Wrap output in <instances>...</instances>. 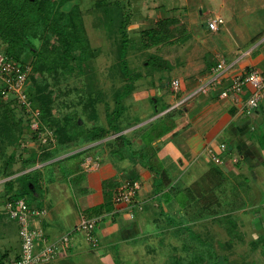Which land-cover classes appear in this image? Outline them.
Returning <instances> with one entry per match:
<instances>
[{
  "label": "crops",
  "instance_id": "1",
  "mask_svg": "<svg viewBox=\"0 0 264 264\" xmlns=\"http://www.w3.org/2000/svg\"><path fill=\"white\" fill-rule=\"evenodd\" d=\"M154 4L152 9L146 8L144 11L146 14H141L138 19L147 21L159 18L166 9ZM260 5H264V2ZM150 9L154 12L149 17L147 10ZM132 23L131 20L129 27ZM150 24L153 25L149 28L155 23ZM129 27L128 31H130ZM263 30L264 28L259 29L248 40L241 36L231 41L226 40L222 44L221 51L210 52L216 63L209 65L198 61L199 64L202 62V65H195L197 68L192 78L183 81L184 85L177 94L180 101L210 76L221 59L218 53L222 54L228 66H232L224 73L220 84L205 93L197 94L191 98L192 100L189 99L191 101H185L186 108H183V116L178 125L176 124L173 131L153 143L157 156L171 180L168 188L155 190L153 175L133 155V151L141 147L142 141L138 136H131L132 131L145 128L146 124L163 116L172 107L168 105L170 102L166 100L159 102L157 99L160 108L170 107L156 115H153V110L152 113L148 111L141 114L140 118H137L140 120L139 123L134 126L129 125V128L119 133L129 137L131 141L128 146L133 148L132 163L121 155L122 166L116 167L113 162L108 161L106 166L102 167L100 157L90 152L85 158L92 157L98 162V167L93 171H86L83 167L84 158L77 167L78 172L70 174L72 179L77 180L75 182L80 178L77 186L79 196L67 191L47 192V196L44 197L47 207L30 204L34 209L45 210V215L33 220L31 224L34 228L40 229L50 241H55L64 235L82 216L96 221L94 234L98 240L97 247L90 248L82 238L83 233L80 232L82 236L71 235L69 242L60 246L54 259L46 264H163L164 261H169V256H180L188 259L189 262H193V258L201 259L202 255L206 258V255L214 253L230 256L227 255V251L231 248L230 237L235 236H231L229 228L226 230L222 225V218L228 216L220 213L221 199L215 187L220 189L224 183H229L228 185L234 183L235 188L241 189L242 186L240 187L234 179L242 176V172L248 173L250 170L255 180L264 176V171H260V168H264V145L261 143L263 137L258 133L261 136L259 139V136L254 134L256 131L264 133V99L254 113L245 115L234 103V94L230 92L227 98H221L219 95L236 75L244 74L248 70H257L264 74ZM252 39L254 42L250 43ZM206 55L204 54L202 58ZM157 90V94L162 96L160 89ZM249 93L250 89L246 88L239 96L245 100ZM113 137L98 142L101 144L104 156H111V153L116 152L118 148L113 144ZM103 141L110 148L108 152L106 146L102 144ZM222 143L228 148L225 162L218 150V145ZM209 148L213 149V154L222 159V165L212 161ZM54 160H49L41 166ZM241 165L245 168L243 171L238 169ZM37 167L40 166L37 165L35 168ZM114 167L117 169L116 176L119 177V181L116 180V188L121 180L134 179L140 183L137 195L128 205L114 203L115 187L113 194L105 199L104 189L109 185L107 182L113 178ZM126 167H131L135 171L132 173L134 175L125 178ZM219 183L222 185L220 186ZM42 185L45 187L46 183L42 182ZM33 194L34 197H39L35 192ZM220 197L222 198V195ZM245 212L247 211L242 208L236 209V213L241 214L234 217L239 222L238 230L242 231L238 234L242 237L250 228L252 240L256 237L262 245L263 236L254 235L262 229L258 225L261 223H259L261 215L245 216L243 215ZM195 235L204 243L195 240L193 238ZM236 237L233 239H238ZM207 240H211L209 245ZM221 244L228 250L222 248ZM234 244L235 249L236 246L242 245L238 241H234ZM253 251L255 253L257 249ZM17 255L7 257V260H12ZM258 255L264 259L262 250Z\"/></svg>",
  "mask_w": 264,
  "mask_h": 264
},
{
  "label": "rangeland",
  "instance_id": "2",
  "mask_svg": "<svg viewBox=\"0 0 264 264\" xmlns=\"http://www.w3.org/2000/svg\"><path fill=\"white\" fill-rule=\"evenodd\" d=\"M128 1L130 2V5H124H126L127 12L131 13V20L133 22L129 27V36L136 43L138 42L140 30L152 26L153 24H150L151 22L155 23L157 20L173 17L176 20V24H174L173 26L175 38L172 45H166L142 51L137 50L138 47L134 46V49L130 50L129 54L127 55L126 61L130 65L129 69L133 71L130 75H133L134 73H140L142 75V78L133 83L132 92L123 103L125 106V111L119 120L122 127H127L129 125L131 126L135 122L140 121L137 118H140L141 114H144L148 111H151L152 113L153 110V114H155L156 105H154L153 107L151 105V101H154L156 98L159 100V102L160 100H166L167 102H170L168 103V105H172V107H170L169 110L173 108L175 109L174 112L176 114V117L173 118V120L178 125L181 116H183V108H186V103L176 106L182 100H179L180 97H178V93L172 92L170 86L171 80L178 79L181 83H183L182 85H184L183 81L192 78L193 74L196 72V66L202 65V62L201 64H199L198 61H203V63H207L209 65L216 63V59L211 55L210 52L221 51L223 46L222 44H224L226 40L231 41L233 40V38H240V36L248 40L252 35H255V33H257L259 29L264 28V5H260L263 4L264 0ZM78 2L80 9L82 10V12H84V26L90 44L93 48L96 49V53H100L99 55H97V58L90 63L89 66L90 68L94 69V72H96V74L98 75V79L100 82V84H98L99 92L103 91L102 94L104 95V102H97L95 104V110L98 114L100 122H102V124L104 125L106 123V111L113 110L114 96L116 95L115 92H119L124 85V79H122V77H119L121 76L119 74L120 66L118 62L120 60V56L119 51L116 48V45L119 43L117 39L119 38V36L116 32V28L118 27V25L112 24L111 26H109L111 21L108 24L105 18L102 17L101 11L98 12L94 9L96 0H78ZM154 3H156L157 6H163L166 9L163 11V14L160 15L159 18L157 17L149 19L147 21L145 19L139 20L138 18L141 14H146L144 13V11H146V8L149 7L152 9V7L155 6ZM151 9L147 10V12L149 13V17L152 16L154 12V10ZM137 13H139V15H137ZM216 16H220L224 20V24L220 25L219 31H211L208 26V21ZM263 33L264 30L262 31V34ZM251 46L252 45H249V47ZM204 54L207 55L205 58H202ZM150 56H156L161 59L163 58L166 62L165 64H167L170 68L163 69L162 71L151 70L149 72V69L145 65V59L149 58ZM86 69L87 68L84 67V72L86 71ZM157 79H160L159 82L156 81ZM74 80L76 79H70V81L68 80L67 82H62L61 90L65 93H67L66 91H71L73 86L76 85V83L80 82V79H77L76 81ZM95 81L96 80L94 79V82ZM158 88L160 89L162 96H159L157 94ZM196 89H194L193 91H195ZM91 93V96L94 99V90H91ZM75 97V93H70L65 97V102H67V104L71 106V110L75 109L74 111L80 112L81 107L78 106L77 101L73 99ZM10 98L13 97L9 96L8 98H6V100H10ZM104 103H106L109 108H107V106L105 107ZM2 112V106L0 104V115ZM62 112H67V109L63 107ZM14 113L18 117L19 115H21L19 109L17 108H15ZM23 115L22 117L24 119V124L29 125L28 131H30L31 125L34 121L32 120L28 122V119H30L32 115L28 111H25V114ZM83 121L85 122L86 118L80 115L77 119L78 124H83ZM28 131H26L27 134L26 137H24V142L21 141L18 146H14L13 142L9 141L7 135H3L0 137V196L5 194L6 192L3 182L9 179H13L31 170L28 169L27 171H23L20 159L25 158V156L31 153V151L39 150L41 148L38 143L40 141H33L31 138L32 133H29ZM258 133L262 134L263 138L261 140V143L262 145H264V133L262 131L261 133L260 131H256L254 134L259 136ZM14 134L18 135V132L15 130ZM48 135H51V133L45 131L41 136L45 137ZM260 137L261 136H259V139ZM226 140L229 142L227 138ZM102 144L106 146V151L108 152L110 148H108L104 141L102 142ZM228 144H230V142ZM87 148H90V152H93L100 157L99 159L102 161V167L106 166V162L108 161L113 162L116 167L122 166V163H120L122 159L121 155L126 157L125 159L128 160L129 163H132L134 161V157H132L131 155V150L133 149L131 146H125V148H123L121 152H112L111 156H104L102 154L101 144H99L98 142L80 148L69 149L65 154H62L55 158L54 161H57L56 164L47 166L41 171V176L39 177V179L42 180L41 187H38L35 191V193L39 196L38 198L34 197V194L31 190H24L23 196L26 201L31 205L47 207L44 202V197L47 196V192L59 193L67 191L71 194H75V196H79L80 193L78 192L77 186L79 184L80 178H78V182H75L77 181L76 179H72L70 174L66 171L67 169L65 162L67 160H72L68 157L82 152ZM11 154L15 155L16 161L14 164L10 165V171L7 173L8 176L4 177L3 167L7 158ZM220 154L225 162L224 158H226L227 156L226 152ZM66 157L68 158L67 160L65 159ZM38 166H41V164ZM114 169V179L112 178L110 182H107V184L109 185L105 188L106 196H111L113 194V189L116 188V180L118 179L119 181V177L116 176L117 169L115 167ZM238 169L243 171L245 168H243L241 165L238 167ZM261 170L264 171V168H260V171ZM251 171L252 170H250L248 173L242 172V176L234 179V181H236L240 185V187L242 186V190L235 188V185H233L234 183H230V185H228L229 183H224L223 185L222 183H219L220 186L222 185L221 188L216 189L218 187H215V190H218L217 194L221 199L220 213H224L228 216L226 218H222V225L226 230L229 228L231 236H237L236 238L239 239L234 240L233 238L235 237H230V240H232V242H230L231 248L229 249V251H227V255L230 254L231 257L214 253L206 255V258L203 255L201 259L197 258L194 260L193 258V262H189L188 259L180 256H178L179 258L169 256V261H164L163 264H264V259H261V256L258 255L261 250L262 252H264V176L255 180ZM132 173H135V171L131 167H126L124 177H131L132 175H134ZM125 181H129V179L123 181L121 180V183H119V185H122L123 183H125ZM42 182L46 183V188L43 187ZM18 184L19 181L16 180V188L18 187ZM212 191L214 192V190ZM220 195H222V198L220 197ZM238 208H242L243 210L247 211L243 214L245 216H251V214H254L255 216L261 215V219L259 220V223H261L258 225L259 227L261 226L262 229L259 231V233L257 232L254 235L263 236L262 245H260V240L256 239V237L255 240H252L253 236L251 235L252 230L250 228H246L249 231H247L248 233H246L242 237L240 236V234H238L242 233V231L238 230L239 222L234 218L241 215L236 213V209ZM4 209V202L3 199H1L0 261H5V258L2 257L5 253H7L8 258L12 255L20 253L18 222L10 219L7 215H5ZM77 224L66 231L65 234L74 230ZM76 234L78 236H82L80 232L76 231L72 233V236H76ZM82 238L87 242L84 234ZM193 238L195 240H198L199 243H204L201 239L198 238L197 235H195ZM222 240H224V238ZM234 241H238L239 243H242V245L236 246L235 249ZM210 242L211 240H207V245H209ZM220 246L224 249H227L225 245L221 244ZM89 247L92 248L90 245ZM254 249H257L255 253L253 251Z\"/></svg>",
  "mask_w": 264,
  "mask_h": 264
},
{
  "label": "trees",
  "instance_id": "3",
  "mask_svg": "<svg viewBox=\"0 0 264 264\" xmlns=\"http://www.w3.org/2000/svg\"><path fill=\"white\" fill-rule=\"evenodd\" d=\"M124 4L130 5V2L128 0H96L94 4V9L101 11L107 23L111 21L109 26L118 25L116 32L119 43L116 48L120 56L119 74L124 79L122 89L115 92L113 110L106 111V123L103 125L95 110V104L104 102V95L103 91L98 90V84H100L98 75L89 66L100 53H96V49L90 44L84 26V12L80 9L78 0H0V53L23 67H28L27 81L30 84L27 97L31 107L40 112L39 129L36 132L31 129L28 131L29 125L24 124L22 117L26 111L24 105L15 98L6 100L0 93L3 111L0 115V137L7 135L9 141L13 142L14 146H18L21 141L24 142L26 131L32 133L31 138L35 142L39 141L40 133L45 131L52 133L51 137H47L46 144L38 142L41 147L39 150L31 151L22 159L20 156L23 171L31 170L3 182L6 192L0 198L3 199L4 204L15 198L25 199L24 190H31L34 193L38 187H41L42 180L39 179L41 171L47 166L56 164L57 161L34 167L65 154L69 149L95 144L110 136H114L112 140L114 146H118L117 152H121L125 146L130 145L129 137L119 134L129 126L122 127L119 120L124 114L123 103L131 94L133 83L142 78V75L140 73L130 75L133 71L129 69L130 65L126 57L134 46L142 51L172 45L175 38L173 26L176 20L173 17L157 20L153 27L140 30L136 43L129 36L131 13L127 12ZM252 42H254L253 39L250 43ZM165 63L163 58L156 56L145 59L149 72L169 69L170 67ZM84 67L87 68L85 72ZM70 79H80V82L78 81L79 83H76L71 91L65 93L61 90L62 82L70 81ZM91 90H94V99L91 96ZM70 93L76 94L73 99L81 107L80 112L71 110V106L65 102V97ZM104 104L109 108L106 103ZM151 105L153 107L156 105L157 109V113L153 115L170 107L160 108L157 98L151 101ZM63 107L67 109V112H62ZM15 108L21 113L19 117L14 113ZM174 110L173 108L156 121L149 122L144 126L145 128L133 130L131 135L138 136L142 141L141 147L134 150L133 155L153 175V187L159 191L168 188L171 180L157 156L153 143L176 127V122L173 120L176 117ZM80 115L86 118L81 125L77 122ZM31 120L30 117L28 122ZM139 122H135L132 126ZM15 130L18 135L14 134ZM90 150L87 148L68 157L72 160H67L66 157V171L69 174L77 173V167ZM15 161V155H9L3 167L4 177L8 176L10 165ZM16 180L19 181L17 188ZM129 181L137 180L129 179ZM106 197L109 196L105 195V199ZM26 203L30 206L27 201ZM2 257L5 261H0V264H6L9 261L7 253Z\"/></svg>",
  "mask_w": 264,
  "mask_h": 264
},
{
  "label": "built area",
  "instance_id": "4",
  "mask_svg": "<svg viewBox=\"0 0 264 264\" xmlns=\"http://www.w3.org/2000/svg\"><path fill=\"white\" fill-rule=\"evenodd\" d=\"M222 24H224V20L220 16H216L208 21V26L211 31H218ZM218 57L221 58L220 61L205 82L176 106L183 104L199 93H205L211 90L222 82L224 73L232 66L226 64L221 53H218ZM28 72V67H23L15 60L0 53V93L4 99L11 96L24 105L26 111L31 113V118L34 121L31 125V130L36 132L39 129L38 118L40 112L38 109H33L31 107L27 97L30 84L27 81ZM181 85L182 83L180 80H171L170 86L172 92L178 93L181 90ZM246 88L250 89V93L245 100H242L239 95ZM230 92L234 94V103L238 105L239 110L245 115H251L264 99V74L257 70H249L244 74L234 76L228 87L225 88L219 96L221 98H227ZM41 135H43V133L39 134V141L41 144H46L48 142L47 139L51 137V135L45 137ZM208 150L212 157V161L217 165H222V159L218 155L213 154V149L209 148ZM218 150L219 153H223L227 152L228 148L226 144L222 143L218 145ZM83 167L86 171H93L98 167V162L93 160L92 157H87L85 158ZM139 189V182L125 181V183L119 185L115 189L113 196L114 203L130 204L137 195ZM4 206L5 215L18 222L20 238V253L18 257L9 260L6 264H46L54 259L60 246L69 242L70 236L74 231L83 233L85 239L92 248L98 246V240L94 234L96 221L93 219H87L82 216L74 230L62 235L55 241H50L40 229L34 228L31 224L33 220L44 216L46 213L45 210H37L30 207L23 198L10 200L6 202Z\"/></svg>",
  "mask_w": 264,
  "mask_h": 264
},
{
  "label": "water",
  "instance_id": "5",
  "mask_svg": "<svg viewBox=\"0 0 264 264\" xmlns=\"http://www.w3.org/2000/svg\"><path fill=\"white\" fill-rule=\"evenodd\" d=\"M155 111H156V108H155Z\"/></svg>",
  "mask_w": 264,
  "mask_h": 264
}]
</instances>
